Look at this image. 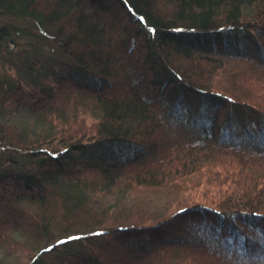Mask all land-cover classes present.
I'll return each mask as SVG.
<instances>
[{
	"label": "trees",
	"instance_id": "obj_1",
	"mask_svg": "<svg viewBox=\"0 0 264 264\" xmlns=\"http://www.w3.org/2000/svg\"><path fill=\"white\" fill-rule=\"evenodd\" d=\"M0 14V51L31 59L0 73V264H264V0Z\"/></svg>",
	"mask_w": 264,
	"mask_h": 264
},
{
	"label": "rangeland",
	"instance_id": "obj_2",
	"mask_svg": "<svg viewBox=\"0 0 264 264\" xmlns=\"http://www.w3.org/2000/svg\"><path fill=\"white\" fill-rule=\"evenodd\" d=\"M0 23H16L15 19H12L11 17L0 14ZM21 23L22 25L26 26L27 28L30 29V32L35 33V34H42L44 35L45 32L42 31V29L38 28L37 25L30 23V21H21L18 22V24ZM47 35V34H46ZM45 36L44 39L41 40L40 46L43 49V54L46 56H49L50 54V48L51 46L49 45V41L47 40V36ZM43 36V37H44ZM26 40V39H25ZM28 40H19L16 39V43L12 44L11 47L6 48L4 47V50L0 51V73L2 76L5 77H20L19 72H22L23 68L28 66V63L31 61V59H26L25 58V53H24V43H29L27 42ZM23 50V51H22ZM27 51V50H25ZM263 106V104H262ZM264 110V106L261 108ZM184 112V111H183ZM228 114V112H227ZM261 115V114H260ZM231 122L227 126L228 129L232 130L234 133H242V128L245 129H253L254 128V120L258 116V114L250 107H245V106H236L231 110ZM242 127V128H241ZM215 193V192H213ZM218 199V197H217ZM216 199V200H217ZM216 205V204H212ZM175 210H173L171 213L168 215H171ZM170 223H172L171 220H169ZM174 222V220H173ZM171 227V225L167 226ZM201 251V250H200ZM204 252V250H202ZM198 252L201 255H204V253ZM27 257H23V261L20 264H24ZM205 258L201 256V263H207L204 262ZM112 263V262H111ZM113 264V263H112Z\"/></svg>",
	"mask_w": 264,
	"mask_h": 264
}]
</instances>
